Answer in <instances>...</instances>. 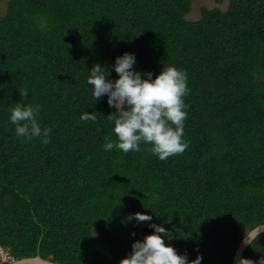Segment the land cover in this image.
<instances>
[{
	"label": "trees",
	"instance_id": "obj_1",
	"mask_svg": "<svg viewBox=\"0 0 264 264\" xmlns=\"http://www.w3.org/2000/svg\"><path fill=\"white\" fill-rule=\"evenodd\" d=\"M192 10L193 0H0V264L38 254L119 264L152 231L125 222L137 211L188 259L232 264L264 223V0L202 5L195 19ZM125 51L153 78L163 65L187 74L183 152L104 150L116 109L86 81L97 62L117 78ZM18 101L40 106L48 143L15 135ZM86 110L96 121L80 119ZM262 255L264 232L243 256Z\"/></svg>",
	"mask_w": 264,
	"mask_h": 264
},
{
	"label": "clouds",
	"instance_id": "obj_2",
	"mask_svg": "<svg viewBox=\"0 0 264 264\" xmlns=\"http://www.w3.org/2000/svg\"><path fill=\"white\" fill-rule=\"evenodd\" d=\"M135 62L136 55L131 51L116 56L112 65L118 74L115 79L107 78L109 70L98 62L89 69L86 82L91 86L92 96L97 101L107 95L108 105L116 109L115 113H108L116 139L106 138L103 148L106 151L115 148L126 153L139 151L141 142L150 143L151 152L164 160L187 147L183 140L187 115L184 97L189 92L187 74L174 65H163L153 78L151 71L135 69ZM19 94L26 97L29 92L23 89ZM39 111V105L19 101L10 109L8 120L15 125L17 137H39L43 143L49 142L51 128L41 127L37 119ZM80 119L96 121L97 116L95 111L86 110ZM131 221L149 222L152 231L142 239H135L130 252L120 259L119 264H201V254L190 260L187 253H178L170 243L166 244L165 238L171 239L172 233L163 224L153 222L150 213H129L125 222ZM131 234L134 236L135 232ZM233 264H264V255L255 260L237 256Z\"/></svg>",
	"mask_w": 264,
	"mask_h": 264
},
{
	"label": "water",
	"instance_id": "obj_3",
	"mask_svg": "<svg viewBox=\"0 0 264 264\" xmlns=\"http://www.w3.org/2000/svg\"><path fill=\"white\" fill-rule=\"evenodd\" d=\"M264 232V223L256 226L255 228L251 229L247 235L242 239L239 246L237 247L233 261L237 256H243L246 249L250 245V243L261 233ZM248 242V243H247ZM9 264H63L60 262H54L49 259L42 257L41 255L30 256V257H23L20 259H15ZM233 264V262H232Z\"/></svg>",
	"mask_w": 264,
	"mask_h": 264
},
{
	"label": "rangeland",
	"instance_id": "obj_4",
	"mask_svg": "<svg viewBox=\"0 0 264 264\" xmlns=\"http://www.w3.org/2000/svg\"><path fill=\"white\" fill-rule=\"evenodd\" d=\"M229 3V0H221L219 3L218 0H193V10L191 14L189 15L190 19H195L199 17L200 15V7L202 5H207L209 7H214V6H220L222 8H226ZM3 6V11H4V2H2Z\"/></svg>",
	"mask_w": 264,
	"mask_h": 264
},
{
	"label": "built area",
	"instance_id": "obj_5",
	"mask_svg": "<svg viewBox=\"0 0 264 264\" xmlns=\"http://www.w3.org/2000/svg\"><path fill=\"white\" fill-rule=\"evenodd\" d=\"M2 255H3V262H5L6 260H8V256L5 253H2Z\"/></svg>",
	"mask_w": 264,
	"mask_h": 264
}]
</instances>
